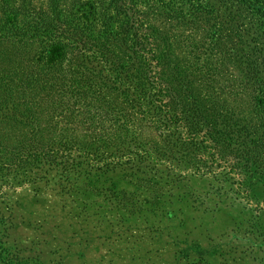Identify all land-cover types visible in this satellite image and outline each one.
<instances>
[{"label": "trees", "instance_id": "1", "mask_svg": "<svg viewBox=\"0 0 264 264\" xmlns=\"http://www.w3.org/2000/svg\"><path fill=\"white\" fill-rule=\"evenodd\" d=\"M78 180L127 216L263 213L264 0H0V264L111 239ZM51 181L80 212L35 208Z\"/></svg>", "mask_w": 264, "mask_h": 264}, {"label": "rangeland", "instance_id": "2", "mask_svg": "<svg viewBox=\"0 0 264 264\" xmlns=\"http://www.w3.org/2000/svg\"><path fill=\"white\" fill-rule=\"evenodd\" d=\"M75 186L85 191L83 201L89 210L107 212L103 217L111 222L114 233L110 240L94 243L86 251L83 250L84 257L69 264H264V212L259 215L248 210L238 200L220 199L218 211L207 209L217 203V199L211 196L203 201L205 209L197 204L193 205L194 208L180 204L179 214L172 210L165 216L153 205L155 210H147L144 216H135L134 213L127 216L126 211L114 207L105 197L88 193L92 188L85 181L78 180ZM121 186L125 192L121 202L135 201L139 192ZM126 191L132 192L131 200ZM17 193L23 197L31 194L29 186L17 189ZM141 195H137V202L147 199ZM75 198L61 195L57 182L51 181L45 185L40 204L35 208L42 212L50 205L49 208L60 206L63 212L69 208L80 212L81 207L73 204ZM57 210L59 213L60 209ZM166 217L170 219L166 220ZM254 220L260 224L256 225ZM124 226L134 230L128 233L131 237L122 233L127 231L123 230ZM57 231L55 235L61 237V230ZM257 232L263 234V242H259L261 237H257ZM21 233L29 235L24 228ZM75 250H82V247L75 246Z\"/></svg>", "mask_w": 264, "mask_h": 264}]
</instances>
